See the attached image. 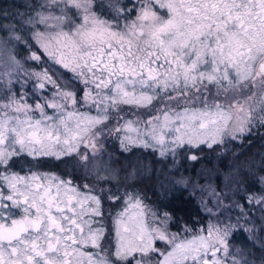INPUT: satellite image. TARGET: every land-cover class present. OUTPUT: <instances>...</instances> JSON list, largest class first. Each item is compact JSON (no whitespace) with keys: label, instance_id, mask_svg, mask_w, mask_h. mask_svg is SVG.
I'll return each mask as SVG.
<instances>
[{"label":"snow or ice","instance_id":"1","mask_svg":"<svg viewBox=\"0 0 264 264\" xmlns=\"http://www.w3.org/2000/svg\"><path fill=\"white\" fill-rule=\"evenodd\" d=\"M24 6L0 50V80L24 76L0 96V264H254V250L264 252V175L240 203L213 191L209 223L181 233L170 231L173 211L134 190L138 169L121 179L111 156L103 168L97 161L109 141L121 155L160 162L187 149L199 161L197 152L264 129V0ZM181 183L161 185L163 195Z\"/></svg>","mask_w":264,"mask_h":264},{"label":"trees","instance_id":"2","mask_svg":"<svg viewBox=\"0 0 264 264\" xmlns=\"http://www.w3.org/2000/svg\"><path fill=\"white\" fill-rule=\"evenodd\" d=\"M28 1L25 0H0V16L7 15L8 20L0 19V36H5V33L2 29L6 27L10 22L13 23L17 19H20V16L17 15L26 13L27 8L24 6ZM23 34L22 36H26ZM20 54L25 53L22 49H18ZM261 132L256 133L255 135L243 141L242 144H236L233 148L226 151H221L220 147L214 149L213 151H208L207 149L197 152L202 154L199 161H191L190 159L186 160L185 157L187 154L181 152V159L178 162L177 167H175L172 172L173 175H178L179 177L184 175H189L190 177L203 172L207 173L211 179L218 185L219 188H222L230 196L236 197L239 199V196L242 195L245 191H254L257 190L253 184V180L258 175L254 169L262 167L261 171H264V129H261ZM119 151V150H117ZM147 152L136 151L132 155H121L118 152L117 160L118 165L123 166L128 163L129 167H134L138 165L140 159H145L150 167L153 163L152 156L148 157ZM162 177L161 179H167L165 171L168 168V164L162 163ZM60 170L64 171L70 170V167L63 169L61 165ZM47 168V167H45ZM121 169V168H120ZM72 171V170H71ZM124 171L121 172V175ZM146 177V178H145ZM143 179L140 178L139 182L142 183L141 187L144 189L147 185V180L149 182H155L159 179L157 176H145ZM122 179V178H121ZM147 179V180H146ZM139 184V183H138ZM185 188L179 186L178 190H170L169 195L165 197L163 191H153L148 190V192H153L155 195V200L159 199L162 209L166 211H173L174 219L172 225L176 228L178 223L182 226H190L191 228H198L205 224L207 214H205L199 204L195 202V199L188 193V190H183ZM162 192V193H161ZM237 193V195H232ZM240 200V199H239ZM112 208H110L111 210ZM255 262L261 264L262 259H264V252L259 251L258 249L254 250Z\"/></svg>","mask_w":264,"mask_h":264},{"label":"rangeland","instance_id":"3","mask_svg":"<svg viewBox=\"0 0 264 264\" xmlns=\"http://www.w3.org/2000/svg\"><path fill=\"white\" fill-rule=\"evenodd\" d=\"M25 1L29 2V0H25ZM8 26L15 27V22H13V23L10 22L6 27H8ZM22 33L27 34L26 32H16L15 34L20 35L23 38ZM7 35L8 34H6L5 36H0V50H4V48H5V40L7 38ZM17 51H18V49H17ZM26 56H27V53L25 52L23 54H20V56L18 58L23 60V58H25ZM24 68L34 70V66H32L30 64H25ZM12 80H13L12 84H8L6 82V80H0V96H2L8 89H11L13 92H15L18 88H20L21 84L24 81V76H23V74H21L18 77L13 76ZM29 87H31L30 84L25 85V88L21 89V91H24L25 89H27ZM28 102L31 103L32 101L29 100ZM261 131L262 130L260 129L259 132H261ZM255 134L256 133H254V135ZM236 144H241V143L237 142ZM233 146H234L233 144L229 143L227 145V147L221 146L220 150L226 151L228 149L233 148ZM106 150H107V155H105L102 160H98L97 163L103 168V166H105L109 163V156H111V158H112L111 168H113V169H120L121 168V169L125 170L121 175L122 179H123L124 175H126L127 171H129L133 168L138 169L140 174L135 177L136 183L134 185V190L137 191L143 197L144 203L147 204L150 208H152L154 210L159 209V211H161V212L166 211V210L162 209V206H161L160 202L158 201L159 199L155 200L154 198H156V197H154L155 195L152 194L153 192H148V190H153L156 192H158V190L163 191V188H161V185H164L165 187H170V182L174 181V180H181L182 181V183L179 186L186 188L188 190V193L195 199V202H197L199 204V206L201 207L202 211L205 214H207V212L204 210V205L208 203L209 197H211V199H212V204H208V207H212V205L215 204L217 201V197L211 195L213 191H216L217 193L222 191V192L229 195V193H227L225 190H223L222 188H219L218 185H216V183L211 179V177L205 172H203L202 174H198V175L196 174L192 177H190L189 175H184L181 177H179L178 175H176V176L173 175L172 172L174 171L175 167H177L178 162L181 159V155H185V154L190 155L191 154L188 152L187 149H185L184 151H181L183 154H181V152H178L175 155L174 159H171V160L164 159L160 162H157L156 159H153V163L150 164L151 165L150 167H148V163L146 162V157H145L144 160L140 159V161H138V163H140V164L135 165L134 167H131V168L129 167L130 165H128V163H126V165H123V166L118 165V163H117V160H119L118 152H120V151H117L118 148L113 146V142L109 141V144H108ZM195 154L198 155L199 157L202 155L200 153H198V154L195 153ZM149 156L150 155H148V157ZM162 163L168 164V168L165 171V175H167L166 177L168 180L161 179L162 173H163V171H162L163 164ZM62 166L64 167L63 169L66 168L65 165H62ZM24 167H25V170H27L28 165L25 164ZM89 167H91V165H89ZM261 168L262 167L254 169V172L257 170L256 171V173H258L257 176L264 175V171H261V170H263ZM258 169H261V170H258ZM40 170L45 171V170H47V168H41ZM71 170L72 169L70 168L69 171H71ZM101 174L102 175H108L110 173L102 171ZM145 176H150V177L151 176H157V177H159V179L155 182H153V181L149 182V180L146 179L147 185H146V188L144 189L143 187H141L142 183H140L139 180H140V178L143 179ZM89 179H91V176H89ZM254 191H256V190H254ZM232 202L240 203V200L237 199L236 197L232 196L231 201H223V204L228 205ZM115 210H118V209H113V208L111 210L109 209V211H115ZM219 210H221V209H214L213 215H215L216 211H219ZM226 214L234 216L237 213L234 210L231 213L226 212ZM257 215H259V212H257ZM210 220H211V217H209L207 214L206 222L204 225H207ZM204 225H202V226H204ZM202 226H200V227H202ZM200 227H198V228H200ZM184 228L192 229L190 226H182L180 228H177V227L175 228L174 226H171L170 231L171 232L180 231L181 233H183ZM160 246L162 247V245H160ZM254 264H258V263H254Z\"/></svg>","mask_w":264,"mask_h":264}]
</instances>
